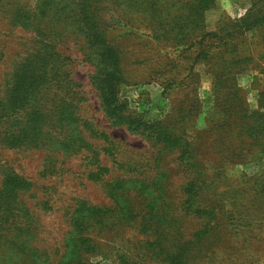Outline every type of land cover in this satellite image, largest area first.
<instances>
[{
	"label": "rangeland",
	"instance_id": "rangeland-1",
	"mask_svg": "<svg viewBox=\"0 0 264 264\" xmlns=\"http://www.w3.org/2000/svg\"><path fill=\"white\" fill-rule=\"evenodd\" d=\"M98 2L102 31L120 51L122 113L141 115V130L150 136L106 119L93 84L101 65L85 59L98 51L77 29L73 0H0V90L4 94L18 63L41 47L40 34L55 40L71 58L74 83L86 98L80 114L109 137L105 148L113 153L100 152L102 165L111 177L140 178V199H133L138 218L119 222L109 214L107 227L74 231L70 216L79 201L112 205L107 181L89 179L98 164L88 163L85 152L54 156L58 168L72 171L43 176L55 153L0 146V189L10 169L31 184L18 199L20 218L4 229L0 264H58L70 236L85 240L73 242L81 248L71 264H264L263 33L235 35L216 47L211 36L227 32L254 0ZM18 15L33 23H16ZM166 131L172 140L164 142ZM190 182L204 185L197 213L182 207ZM21 232L27 236L17 239ZM32 233L49 261L24 242Z\"/></svg>",
	"mask_w": 264,
	"mask_h": 264
},
{
	"label": "trees",
	"instance_id": "trees-1",
	"mask_svg": "<svg viewBox=\"0 0 264 264\" xmlns=\"http://www.w3.org/2000/svg\"><path fill=\"white\" fill-rule=\"evenodd\" d=\"M96 1L73 0L72 5L77 7L78 31L87 42L96 44L98 51L96 56L86 54L85 59L96 60L97 64L101 65L96 71L100 74L93 80V84L97 86L100 93V106L112 126H126L134 133L150 136L151 133L146 134V130H141V126L146 124L141 115L122 113L127 106L126 100H121L118 96V89L123 86L124 80L121 71L115 69L120 58V51L110 45L102 31L101 16L96 15L95 10L98 4H101L100 10H102L103 4ZM16 18H18L16 23L23 26L33 23L31 18L19 15ZM252 30H260L264 38V0H254L247 13L240 19H235L233 26L227 32L219 30L211 33L215 39L213 47H216L218 43L223 44L227 38L235 35L242 36ZM39 31L41 32V29ZM39 37H42L41 47L35 48L18 63L6 85L4 94L0 90V146L7 149L55 153L49 157L50 162L43 171V176L57 175L58 172L64 175L72 171V167L58 168L54 156L68 159L85 152L88 163L98 164L96 169L90 171L89 179L107 181L109 198L112 200L114 210L111 209L112 205L110 207L89 205L88 201H79L70 216V225L74 231L81 232L85 227L91 226L107 227L105 216L109 214H114V221L119 222L124 218L130 221L137 219L138 213H135L133 199H140V178L109 176L111 169L102 165L100 154L101 151L112 152L110 148H105L109 137L104 132H100L96 124L80 114L83 108L82 103L86 98L74 83L69 69L71 58L57 49L58 43L55 40L43 38V34ZM61 42L62 40H59V43ZM203 51L202 53L206 55L210 50ZM160 139L167 142L172 140V135L166 131L160 134ZM100 140L104 141L103 144H100ZM56 160L59 162L58 158ZM155 185L154 182L148 183V186ZM156 186L158 187V184ZM203 186L195 182L186 185L185 200L182 204L185 211L198 212L195 202L202 194ZM30 190V182L18 172L13 169L4 172L3 185L0 189L2 198L0 243L8 240V236L3 234L4 229H9L10 225H14L15 220L21 216L17 206L20 203L18 199ZM10 199L12 201L8 202ZM22 208L30 214L28 209ZM28 229H30L29 225L25 227V230ZM30 235V238L24 240L29 248L35 255L43 254L46 255L47 260L50 259V254L33 245L38 242L39 234ZM26 236L27 233L21 232L16 238L22 239ZM76 241L82 243L85 240L82 238L75 240L71 236L65 240L63 252L56 255V259H59L58 264H71L73 257L78 255V249L81 248L74 247L73 242Z\"/></svg>",
	"mask_w": 264,
	"mask_h": 264
}]
</instances>
